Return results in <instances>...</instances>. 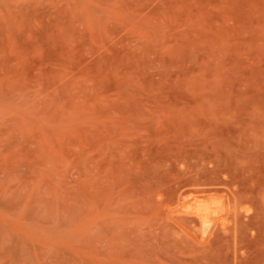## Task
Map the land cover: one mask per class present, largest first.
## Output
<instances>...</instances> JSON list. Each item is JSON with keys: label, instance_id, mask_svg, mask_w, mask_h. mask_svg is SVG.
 <instances>
[{"label": "rangeland", "instance_id": "1", "mask_svg": "<svg viewBox=\"0 0 264 264\" xmlns=\"http://www.w3.org/2000/svg\"><path fill=\"white\" fill-rule=\"evenodd\" d=\"M0 264H264V0H0Z\"/></svg>", "mask_w": 264, "mask_h": 264}, {"label": "bare ground", "instance_id": "2", "mask_svg": "<svg viewBox=\"0 0 264 264\" xmlns=\"http://www.w3.org/2000/svg\"><path fill=\"white\" fill-rule=\"evenodd\" d=\"M210 205H211V204H210ZM203 206H204V205H203ZM206 206H207V205H206ZM207 208H208V207H207ZM209 208H210V207H209ZM209 208H208V209H209ZM201 209H202V208H201ZM213 209H214V208H213ZM209 210H210V209H209ZM201 212H203V211H201ZM207 212H208V211H207ZM204 214H205V213H204Z\"/></svg>", "mask_w": 264, "mask_h": 264}]
</instances>
